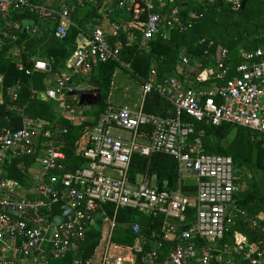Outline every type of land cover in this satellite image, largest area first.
I'll return each mask as SVG.
<instances>
[{"label":"built area","instance_id":"built-area-1","mask_svg":"<svg viewBox=\"0 0 264 264\" xmlns=\"http://www.w3.org/2000/svg\"><path fill=\"white\" fill-rule=\"evenodd\" d=\"M54 1L55 5L51 6L46 2L32 4L30 0H0V16L25 9L49 16L58 20L55 36L63 39L74 5L92 0ZM184 1L117 0L116 8L124 10L130 21L107 23L106 26L125 34L129 43L138 40L139 49L149 50L150 43L158 36L168 37L172 29L185 31L191 26L179 19L177 3ZM190 1L204 6L217 2ZM220 1L234 12L243 2ZM167 6L169 11L165 13ZM104 9L111 13L108 6ZM132 24L140 31L139 39L131 29ZM3 36L12 41L16 39L5 32ZM76 42L77 48L66 62L67 73L45 92L51 100L61 102L64 91L69 95L75 88L69 85L72 78L82 69H89L91 63L119 61L120 46L111 48L100 27L83 41ZM199 44H205L208 50L215 47L212 41L201 40ZM240 54L241 63L234 65L226 48L219 45L214 48L210 56L213 64L204 69L203 76L207 80L224 81L218 88L197 90L172 77L157 82L156 72L152 70L143 84V94L155 91L169 100L175 110L173 119L154 118L141 110L132 112L126 107L108 105L89 129L80 152L84 164L75 171H67L65 154L59 148L50 143L42 144L41 171L30 190H23L18 183L8 180L4 165L16 155L36 152L41 125L24 116L21 129L4 131L0 137V264H25L28 260L32 264H47L48 258H62L73 241L83 236L96 209L105 204L113 205L116 210L130 208L143 216H164L166 223L162 234H152V238L158 237L159 241L153 244L142 264H264V212L249 216L237 207L234 195L241 187L236 181L232 158L203 153L197 140L195 144L189 140L192 126L182 120L185 114L197 122L206 121L215 127L231 124L264 136V49L250 52L241 49ZM182 62L187 64V59L183 58ZM17 66L18 70H23L21 63ZM47 67L45 62L36 61L25 73L46 71ZM15 98L12 94V99ZM63 107L70 114L74 112L68 105L63 104ZM147 124H152L153 130L148 141L142 143L140 127ZM112 129L127 136L113 135ZM135 153L144 157L153 153L173 157L180 179L196 180L195 191L158 190L145 180L131 183L128 170ZM104 170L116 171L118 176L105 175ZM56 202L74 211L72 222L51 224L50 207ZM190 208L196 212L187 225ZM237 220L248 227L251 236L234 229ZM51 226V234L46 239ZM129 226L134 234L141 230L139 223ZM167 241L174 243L169 250H162V243ZM99 264L136 262L130 251L119 249L117 255L107 254Z\"/></svg>","mask_w":264,"mask_h":264},{"label":"trees","instance_id":"trees-1","mask_svg":"<svg viewBox=\"0 0 264 264\" xmlns=\"http://www.w3.org/2000/svg\"><path fill=\"white\" fill-rule=\"evenodd\" d=\"M117 0H92L75 4L70 14V24L66 37L60 39L55 36L58 20L49 16H41L37 12L10 11L5 17L0 16V77L2 87V102L0 103V137L4 131H17L23 127V117H27L41 125V134L36 147V152L30 155H16L4 165V173L8 180L18 183L23 190H30L35 182L30 180L29 170L39 161L40 149L43 143H50L54 148H59L66 156L67 171L73 172L84 164L80 153L75 154L76 143L83 136L85 130L81 125H74L64 118L63 104L75 106L71 96L65 91L62 101L49 99L45 92L47 86V73L33 72L31 70L36 61L45 62L50 67L51 73H61L66 68V62L77 48V37L88 36L96 27L104 31L107 44L114 48L120 46L119 61L106 63L93 62L87 70L82 69L75 75L69 85L96 80L99 83L101 102L95 113L96 118L107 108V97L111 89L112 78L117 68H125L135 80L143 84L149 79L152 70L156 72L157 82L172 77L183 83L186 87L205 89L218 88L224 81L207 80L203 76L204 69L211 66L213 61L210 56L214 54L216 46H222L229 52L230 60L234 65L242 61L240 50L246 52L264 49V0L260 5L249 9L251 0H246L244 7L234 12L229 6L217 0L213 5H200L190 0L178 2L179 19L183 24L190 23L187 30L172 29L168 37L158 36L150 43L149 50L138 48V40L128 42L126 35L114 32L107 23H122L130 21L129 15L116 8ZM44 0H30L32 4L43 3ZM55 5V4H54ZM52 5V6H54ZM108 6L111 13L104 14ZM169 7L164 9L168 13ZM143 17L140 23H143ZM31 19L35 23L32 27L21 33V21ZM187 26V25H186ZM137 38L140 31L131 26ZM163 31V29H162ZM14 35V41L3 36V33ZM212 41L214 48L211 50L199 42ZM207 50V54L204 51ZM18 51V57L13 53ZM187 59L183 64L182 59ZM21 63L23 70H18ZM12 94L16 96L12 99ZM73 109V108H72ZM141 111L154 118L171 120L175 117V110L169 100L151 91L145 95ZM182 120L192 126L193 133L189 140L191 143L198 141L203 153L229 156L235 165V177L240 185V190L234 195L238 208L246 211L249 216L264 212V136L253 133L243 127L223 124L219 127L212 126L206 121L197 122L183 114ZM152 124L141 125L140 132L143 136H151ZM48 135L45 136L44 134ZM229 140V141H227ZM227 141L225 145L224 142ZM260 172V178L256 176ZM138 175L155 177V188L167 191H189L193 193L194 187H186L180 179L177 161L166 154L153 153L149 157L135 153L132 157L128 178L131 183H136ZM104 213L106 218L114 221L111 234V243L116 246L130 248L136 264H142V259L151 251L153 244L159 241L162 234L165 218L141 216L130 208H119L111 204L101 205L96 209L83 236L73 241L70 249L62 258L50 259L47 264H73L77 253H81L78 264H88L92 259L95 249L101 240L100 229L91 226L95 213ZM195 209L188 212V223L195 214ZM138 222L141 230L134 234L130 224ZM183 228V226L181 227ZM235 230L251 236V231L240 220L234 226ZM141 245V250H135V243ZM174 242L162 243V250H169ZM28 264V262L26 263Z\"/></svg>","mask_w":264,"mask_h":264},{"label":"crops","instance_id":"crops-1","mask_svg":"<svg viewBox=\"0 0 264 264\" xmlns=\"http://www.w3.org/2000/svg\"><path fill=\"white\" fill-rule=\"evenodd\" d=\"M44 2H46L47 3V5H54L55 4V1L54 0H44ZM43 2V3H44ZM26 20V19H25ZM29 20H31V19H29ZM20 27H21V24H20ZM28 28H30V27H28ZM28 28H26V29H28ZM86 36L85 35H79L78 37H77V41H83V39L85 38ZM14 54H18V51H15V53H13V55ZM42 72H46L47 73V75L49 76V75H53V74H59V76H61L62 74H65V73H67V68H65L61 73H51L50 71H38L37 73H42ZM116 72V71H115ZM48 76H47V79H48ZM115 76H116V73H114V75H113V78H112V85H111V89H110V92H109V94H108V97H107V104L109 105V106H114V107H126V108H128L130 111H132V112H138L139 110H141V106H142V103H143V101H144V98H145V96H144V94H143V89L141 88V90H140V88L138 89V97H139V99H138V101H136V104L134 103L133 105H132V107H130L127 103H123L122 105H117V104H113L111 101H110V98L112 97V95H113V79L115 78ZM134 79V78H133ZM135 80V79H134ZM91 81H96V80H91ZM137 82H138V80H136ZM88 82H90V81H84L83 83H80V84H75L74 85V87H76V86H80V85H85V84H87ZM96 82H98V81H96ZM55 83H56V80H51V79H48V82H47V86H48V88H50V87H52V86H54L55 85ZM99 84V83H98ZM127 88V86L125 87V89ZM99 92H100V90H99ZM125 92V91H124ZM71 101H73V102H75V104L77 105V106H79L78 104H77V102H78V97H76V96H71ZM101 98V97H100ZM2 102V87H1V77H0V103ZM127 102V101H126ZM94 106H96V108L98 109V106H99V104H97V105H94ZM80 107V106H79ZM82 107V106H81ZM73 108V113L72 114H70L67 110H64V112H63V116H64V118H66V119H68V120H70L74 125H81L82 124V126H83V124H90L91 126L98 120L97 118H96V116H95V113H96V111H97V109H96V111L95 112H93L92 113V115L89 117L88 115L89 114H86V112L85 113H82V114H78L77 115V112H76V110H75V107L73 106L72 107ZM74 115H76V116H74ZM84 128V127H83ZM91 128V127H90ZM89 128V129H90ZM89 129H85L84 128V130H85V132H84V134H83V136L80 138V140L76 143V147H77V149H76V151H75V154L76 155H78L80 152H81V148L84 146V144H85V142H86V138H87V133H88V131H89ZM111 133L113 134V135H123V136H127V134L126 133H124V134H121L118 130H116V129H112L111 130ZM148 141V136L146 135V136H143V138H142V140H141V142L143 143V142H147ZM66 157V156H65ZM40 171H41V166H40V163H39V161H37L36 162V164H34L32 167H31V169L29 170V173H30V180L33 182H35V178L39 175V173H40ZM103 173L105 174V175H108V176H118V172H116V171H113V170H104L103 171ZM186 174V173H185ZM184 179V178H183ZM183 179H182V182H183ZM143 180H145V181H147L148 182V184L150 185V186H155V177L154 176H152V177H148V176H142V175H138L137 176V178H136V183L138 184V183H140V182H142ZM141 216H143V215H141ZM146 217V216H145ZM51 219V218H50ZM111 222L112 221H110V220H108L107 218H106V216L104 215V213H95L94 214V218H93V221H92V224H91V226H94V228H96V229H100V232H101V240H100V242H99V245H98V247L95 249V252H94V255H93V257H92V259L88 262V264H99L100 262H101V260L108 254V255H113V251H115V250H118L119 251V249H124L125 250V252L126 251H130L131 253H132V251H131V249L130 248H125V247H122V246H116V245H114L113 243H111V234H112V229H113V227L111 226ZM136 223H138V222H136ZM165 221H164V225H165ZM47 246V245H46ZM135 250L136 251H140L141 250V245H140V243H138V242H136L135 243ZM133 254V253H132ZM114 255H116V254H114ZM80 257H81V253H77L76 254V257H75V261H74V263L73 264H78L79 262H80ZM22 259V258H21ZM28 262V264H32L31 263V261L30 260H28V261H25V264ZM41 264V263H40Z\"/></svg>","mask_w":264,"mask_h":264},{"label":"water","instance_id":"water-1","mask_svg":"<svg viewBox=\"0 0 264 264\" xmlns=\"http://www.w3.org/2000/svg\"><path fill=\"white\" fill-rule=\"evenodd\" d=\"M246 0L242 2V8L244 7ZM33 20H23L21 21V33L26 30L28 27H32L34 25ZM46 71H50V67L46 68ZM60 78L59 74L49 75L48 79L58 80ZM70 96L78 97L77 104L79 106H94L100 104V92H99V84L96 81H90L85 85L76 86L74 90L69 94ZM85 129H89L91 127L90 124H83ZM196 184V180L194 178H184L183 185L186 187H194ZM50 218L51 224H59V223H69L74 219V211L68 207L66 204L62 202H56L50 207ZM52 231V226L48 229L45 238L48 239Z\"/></svg>","mask_w":264,"mask_h":264},{"label":"rangeland","instance_id":"rangeland-1","mask_svg":"<svg viewBox=\"0 0 264 264\" xmlns=\"http://www.w3.org/2000/svg\"><path fill=\"white\" fill-rule=\"evenodd\" d=\"M261 0H251L250 4L248 5L249 9H253L255 11V8H257L260 5ZM224 4V3H223ZM227 6L226 4H224ZM116 76L113 79V95L110 98V101L113 104L122 105L123 103H127L130 107L138 101V89L143 88V83L138 80H134L130 73L125 70V68H117L116 69ZM127 88L125 89V87ZM125 91V92H124ZM127 101V102H126ZM75 110L78 114L85 113L89 114L90 117L93 112L96 111V106H77L75 105ZM133 108V107H132ZM76 116V115H74ZM139 141V140H138ZM141 141V140H140ZM229 141V140H227ZM227 141L224 142V144H227ZM257 178H260V172L256 174ZM119 253L118 250L113 251V255ZM127 253V251H126Z\"/></svg>","mask_w":264,"mask_h":264}]
</instances>
